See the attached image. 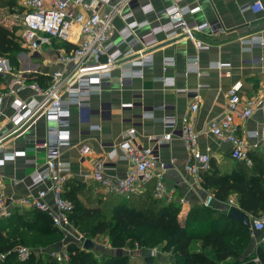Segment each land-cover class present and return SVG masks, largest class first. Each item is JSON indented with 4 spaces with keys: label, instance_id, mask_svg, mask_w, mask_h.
<instances>
[{
    "label": "crops",
    "instance_id": "obj_1",
    "mask_svg": "<svg viewBox=\"0 0 264 264\" xmlns=\"http://www.w3.org/2000/svg\"><path fill=\"white\" fill-rule=\"evenodd\" d=\"M19 1L24 4L23 0ZM256 1L263 4L262 11L259 13L241 11L242 5ZM91 2L92 0H84L83 4L89 6ZM172 4V0H135L134 4L124 8V11H131V21L139 24L148 22V25H142L136 30L137 36H143L149 32L150 26L168 22L165 10ZM146 5L148 6L146 9H151L150 12L143 11ZM182 5L198 8L195 13L186 16L188 22L216 24L212 29L198 33V40L206 47L198 49L194 42L183 35L169 39L165 34H160L157 36V46L150 52L153 57L152 64L143 69L142 77H136L124 86L118 83L105 84L100 93L91 96L90 109L86 114H82L77 105L70 106L67 127L70 144L61 149L59 158L68 168L64 185L66 195L72 190V193L83 201H86L85 198L101 200L100 197H106L103 196L104 193L112 199L120 198L118 195L107 193L93 180L91 174L95 158L106 156L113 148H118L122 141V133L129 129L136 130L135 140L140 146L154 147L148 138L169 132L163 119L172 116L177 121V128L174 131L176 136L169 143L155 147V153L159 161L166 166L165 185L174 196L173 202L166 200L164 202L167 204L175 202L179 205V221L184 223L190 211L195 207H204L205 199L214 196V191L203 186L202 177L198 180L185 170L189 152L180 138L182 118L189 112L191 104L197 100L199 109L194 116L193 125L199 134L198 149L202 153L210 154L220 173H231L241 161L231 157L232 147L213 136L209 124L226 112L227 94L236 81L243 83L244 98H258L263 101V106L257 109L247 122L238 121L239 135L244 139L249 155L263 159L256 141L248 137V132L256 130L264 123V45L253 41L264 38V0H183ZM75 8L77 11L83 10L80 4H76ZM108 9L103 7L101 11L107 12ZM114 25L116 32L112 41L118 42L121 39L119 31L125 23L117 16ZM19 34L21 36V28ZM76 36L78 37V34ZM70 46L72 47V44L54 41L51 47L42 48L35 53H30L23 47L24 52L18 55L19 62L22 60L20 70H31L30 81L46 87L52 74L62 69L57 57L58 50L63 51L64 48L68 50ZM122 49H125V46H122ZM14 74L15 72H12L2 77L11 85L14 83ZM113 76L116 79L119 71H114ZM3 83L4 81L0 84V91ZM34 98L39 99L30 88L18 90L15 96L5 98V117L9 118L13 114V102L16 99ZM129 103L133 106L122 107L123 104ZM53 125L45 116H39L8 139L0 149V160L3 161L0 163V193H4L12 200V214L38 210L26 200L36 197L39 190L51 186L50 181H45L41 186L29 189L32 173L44 166L46 157V150L36 146L45 140ZM11 129V124L5 121V133H9ZM83 146H88L93 154L82 156ZM10 154L19 156L14 159L4 157ZM118 154L113 160L106 161V173L112 178L123 177L133 168V163L125 158L122 151L118 150ZM153 191L154 184L151 182L141 194L133 197L155 198ZM46 201L54 212L56 206L51 194L46 197ZM215 201V210L225 214L232 207L241 209L236 193H232L227 202L223 203L216 199ZM47 214L51 217L49 213ZM251 235L254 242L253 250L262 246L257 244L262 233L254 235L251 230ZM62 236H65L63 232ZM52 246H47L41 253L47 254L50 249L56 248ZM26 247L42 250L44 246ZM201 248V241H197L190 249L192 252H200ZM152 250L145 255L143 254L145 250H140L142 259L147 260L148 256L154 255ZM249 255L248 249L247 254L239 259L229 257L220 264L243 262ZM255 259L257 260V257ZM153 263L171 264L164 259ZM129 264H134L133 260ZM136 264L145 262L137 260Z\"/></svg>",
    "mask_w": 264,
    "mask_h": 264
},
{
    "label": "built area",
    "instance_id": "obj_2",
    "mask_svg": "<svg viewBox=\"0 0 264 264\" xmlns=\"http://www.w3.org/2000/svg\"><path fill=\"white\" fill-rule=\"evenodd\" d=\"M173 4L165 10L168 22L157 26H150V30L143 36H137L136 30L142 25L131 21V11L124 8L134 4L135 0H92L89 6L83 4L84 0H23L24 11L20 17L21 36L20 43L30 53H35L42 48L51 47L54 41L71 45L69 50L60 52L58 61L62 69L55 71L48 85L41 86L30 81L31 70H20L14 74V83L4 80L3 89L0 91V149L8 139L12 138L27 124L39 116H45L50 127L45 140L36 147L46 150L44 166L35 170L30 177L29 189L41 186L45 181H50L51 186L38 191L37 196L27 199L26 202L35 209L49 213L56 228L66 236L70 234L72 226L71 214L74 204L64 197V185L67 180V166L60 162L61 149L70 144V133L67 129L70 118V106L77 105L82 114L89 111L91 96L103 90L105 84L118 83L126 85L136 77L143 76V69L152 64L151 50L157 46V36L165 34L167 38L174 39L179 35L185 36L196 44L198 49L206 45L198 40V33L212 29L216 24H198L188 22L186 16L195 13L198 8L182 5L183 0H172ZM80 4L83 8L77 11L75 6ZM108 7L107 12L101 11ZM143 7V11L151 9ZM263 10L260 1L246 3L241 6L242 12L251 11L259 13ZM120 17L125 26L119 31L120 41L114 42L112 38L116 32L114 20ZM78 34V37L76 36ZM264 45V38L254 39ZM125 46V49H122ZM196 59V58H195ZM194 59V60H195ZM119 71L115 79L114 71ZM10 62L0 54V76L11 72ZM30 88L39 99H16L13 102V114L7 118L4 114V99L15 96L18 90ZM243 83L236 81L227 94L226 112L220 118L212 120L209 124L210 131L219 141L232 147L231 157L251 167L247 145L240 137V122H247L263 106V101L258 98H244L242 94ZM133 104H123L122 107H132ZM199 104L196 100L191 104L189 112L182 118L180 138L184 141L189 160L185 170L198 180L202 174L211 170V156L198 149L199 134L195 131L193 119L198 112ZM5 121L11 124V131L5 133ZM163 123L170 131L162 135H153L148 138L154 147H142L135 140V129L122 133L118 148H113L106 156L95 158L92 165V178L107 193L118 195L126 200L141 194L151 182L154 184V197L156 199L173 202V192L168 191L165 185L166 166L159 161L155 147L169 143L175 135L177 121L172 116L165 117ZM248 137L256 141L264 159V123L254 131L248 132ZM118 150L124 153L125 158L133 163V168L123 177L112 178L106 173V161L113 160ZM82 156H91L92 150L88 146L81 149ZM19 154L5 155V158L14 159ZM3 162L0 160V163ZM53 196L56 210L53 212L46 197ZM213 197L208 196L203 206H212ZM12 200L4 193H0V222L7 220L12 215ZM251 230L253 234L262 233L259 244L264 247V214L251 217ZM18 258L26 260L32 250L26 246L17 248ZM156 250H152L155 254ZM49 254L53 259L62 263L69 260V252L65 248L50 249Z\"/></svg>",
    "mask_w": 264,
    "mask_h": 264
},
{
    "label": "trees",
    "instance_id": "obj_3",
    "mask_svg": "<svg viewBox=\"0 0 264 264\" xmlns=\"http://www.w3.org/2000/svg\"><path fill=\"white\" fill-rule=\"evenodd\" d=\"M19 39V27L10 29L0 24V54L13 62L24 52ZM0 81L1 84L4 77L0 76ZM250 158L251 167L238 162L231 173H220L211 159V170L203 173L202 179L203 186L214 191L217 201L227 202L229 196L236 193L239 207L255 218L264 214V160L255 155ZM64 197L74 204L71 221L74 213L78 220L86 221L90 236L107 233L111 246L118 249L126 248L132 239L144 248H154L165 242V251L173 249L179 254L178 264H220L229 257L237 260L247 254L252 240L250 228L215 209L195 207L182 224L178 216L179 205L175 202L167 204L162 199L141 196L126 200L120 197L103 202L87 198L85 203L72 190L69 195L64 191ZM98 202L105 207L98 206ZM108 207L110 220L102 219L90 225L95 217L106 214ZM61 233L47 213L39 210L13 212L9 219L0 222V264H129L127 255L105 254L98 260L92 251L76 244L69 247L67 262L60 263L49 254H45L43 262L37 260L33 252L26 260L18 258V245L51 246ZM197 241H201V251L192 252L190 248ZM254 253L252 258L249 255L243 262L230 264H264V247L259 246ZM152 259L147 257L146 264H154Z\"/></svg>",
    "mask_w": 264,
    "mask_h": 264
},
{
    "label": "rangeland",
    "instance_id": "obj_4",
    "mask_svg": "<svg viewBox=\"0 0 264 264\" xmlns=\"http://www.w3.org/2000/svg\"><path fill=\"white\" fill-rule=\"evenodd\" d=\"M23 11H24V4L22 3V1H19V0H0V23L6 25L10 29H12L14 27L21 28L20 17H21V14ZM21 46H22V44H21ZM58 51H59V53H58V56H59L61 49H59ZM4 56L10 62V67L12 70L11 72L17 73L20 71V69H22V66H21L22 60L20 59L21 62H19L18 55H17L16 59L14 60V62H13V60H10V58L8 56H6V55H4ZM210 194L212 195L213 193H210ZM103 196H106L105 198L100 197L103 202L111 201V198H112L111 196H108L105 193ZM213 199H214L213 205L209 209H215V207H216V204H215L216 201H215L214 196H213ZM85 200H86V198H85ZM93 200H95V199H93ZM81 201H83V200H81ZM83 202H85V201H83ZM98 206L105 207L103 204H100V202H98ZM106 208H107V206H106ZM108 210H110L109 207L106 210V214L98 215L93 220H91L90 225H92L94 222H96L98 220H102V219L110 220L111 211H108ZM77 217L78 216L74 213L73 218H72V226L70 227V234H67V236L66 235L65 236H58V238L55 239V241H54L55 243L53 244L52 247H54V246L56 248L61 247V248H65V249L69 250V247L72 244H76L77 246H79L80 248L83 249V245H84L85 241L87 239H91L93 242L96 243L97 248L94 250H89V251H92V253L94 254V256L98 260H101L105 256V254H109V255H113V256L114 255L115 256L127 255V256H129V262H131V260H133V263L136 264L137 260H140L141 262L143 260L146 264L147 261L145 260V258L142 259V257H141L142 255H140V250H145V252L143 253L145 255L146 253L150 252L149 250L156 249V253L152 256L150 255V257L153 258L152 259L153 261L159 262L160 259H164L165 261L171 262V264H178L176 261L179 260V258H180L179 254L177 252H174L173 249H171L170 251H165L164 250L165 242L158 243L157 246H155L154 248H149V247L144 248V247H141L142 244L139 241H137L135 239H132V240H135V241H132L130 239L131 241L128 243V246L126 248L118 249V248L111 246V239L107 233L97 235V236H90L88 234L89 228H90L88 223L84 220H78ZM61 235H62V233H61ZM251 242L253 244L252 243L250 244L249 253H250V256L252 258V257H254V254H255L254 252H256V248H255V250H253V246H254L253 239L251 240ZM257 244H259V241L257 242ZM19 246H27V245L22 244V245H18V247ZM46 248L47 247L45 246L42 248V250H40L38 248H32V247L30 249L32 250L34 256L37 257V260L40 259V260H43V262H44L45 261V254H43L41 252L46 250ZM250 248L252 250H250ZM193 249H195V245H194ZM134 256H135V258H133ZM146 256H148V255H146ZM166 264H170V263H166Z\"/></svg>",
    "mask_w": 264,
    "mask_h": 264
},
{
    "label": "water",
    "instance_id": "obj_5",
    "mask_svg": "<svg viewBox=\"0 0 264 264\" xmlns=\"http://www.w3.org/2000/svg\"><path fill=\"white\" fill-rule=\"evenodd\" d=\"M227 216L229 219L237 221L240 224H242L248 228L251 227V218H250L249 214H247L242 209L232 207L228 210ZM96 248H97L96 243L93 242L91 239H87L83 245V249H85V250H94Z\"/></svg>",
    "mask_w": 264,
    "mask_h": 264
}]
</instances>
